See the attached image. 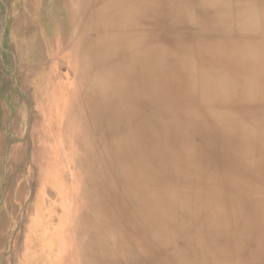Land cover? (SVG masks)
<instances>
[{"label":"bare ground","instance_id":"obj_1","mask_svg":"<svg viewBox=\"0 0 264 264\" xmlns=\"http://www.w3.org/2000/svg\"><path fill=\"white\" fill-rule=\"evenodd\" d=\"M8 6L17 61L1 70L5 103L11 69L17 77L59 44L74 78H18L35 83L44 143L23 261L14 250L5 264H264V0ZM13 137L0 249L27 169Z\"/></svg>","mask_w":264,"mask_h":264},{"label":"rangeland","instance_id":"obj_2","mask_svg":"<svg viewBox=\"0 0 264 264\" xmlns=\"http://www.w3.org/2000/svg\"><path fill=\"white\" fill-rule=\"evenodd\" d=\"M9 11H10L9 6L1 7L0 9V15H1L0 16V54H1L0 55L1 57L0 58L1 60L0 61V64H1L0 74H1V70L3 71L5 69L4 65L7 63V61L9 62V65H11L12 63L16 64V61H17L16 57L13 56L12 54L13 44H11L8 41L7 36H6V31H7V28H6L7 21L6 20H7ZM15 40L17 41L16 38ZM69 50H70L69 46L64 47L61 44H59L55 53H53L50 50L51 53L54 55L50 56L48 60H45L46 62L43 60L42 61L34 60V62L30 65V67L26 68L25 70L31 69L32 72L35 71V73L37 74V77L35 79L37 81H41L40 79L42 76H44L47 79L48 75H51V74H55L56 77H58V75L63 74L65 75L66 78H69V77L71 78L73 77L72 64H70L69 61L66 60V54ZM1 52H3V54ZM25 70L23 69L20 70V73L18 70L17 77H16V73L12 71L11 69L9 74H7V77H5L8 80H10L14 86L12 92L9 91L11 94L8 100L9 105L5 103L6 101L5 98H3V96L0 95L1 96L0 97V111H1L0 112V125L5 124V123H1V121L5 117V113L7 112V110L10 111L6 119V122H7L6 131L7 132H5V135L3 136L2 140H0V167L5 160L7 148L9 144L12 143L11 141H12V138H14L13 136L16 135L17 137H19L20 140H18L17 142H20V143L22 142L23 145L25 144L24 145L25 149L26 151L28 150L27 151L28 155L22 165V166L25 165L27 169L24 170V167H23L21 168V171H19L20 176H21V180H19V183H18V185L20 186L19 188L20 192L19 190L17 192V190L14 188V191L12 193L11 202L9 204L10 208H12V211L6 213V219L9 222L13 221L14 223L12 222L13 224H11L10 228L7 229L5 226L2 230V237L5 239V242L3 243V246L1 245L2 248L0 249V264H5L6 263L5 261L7 260L8 256L13 254L14 250H17L16 253H17L19 262L23 261L24 242L26 240V236L28 233L27 231L28 224H26V220L28 221V219L30 218L32 214L33 201L35 199V195H36V191L38 189V183H39L38 181H39V174H40V167H41L40 164H41V158H42L41 148L44 143V138L41 136V133H40L41 125H42V118L40 116L35 117V114L39 106L41 105L40 104L41 100H40V97L34 94L35 83L28 81L27 87H26V84L25 86L23 84H20L19 79L24 78L25 73H26ZM13 95H15V99ZM34 97L37 98L38 100L36 101ZM24 112L26 113V115ZM12 129L13 131H11ZM29 169H31V171ZM32 174L34 177L33 179L29 178V176L30 175L32 176ZM1 176H0V187L2 188L3 186L1 184ZM1 188H0V192H1ZM0 198H1V194H0ZM0 203H1V199H0ZM15 219H16V222H15ZM40 229H43V227H41Z\"/></svg>","mask_w":264,"mask_h":264}]
</instances>
